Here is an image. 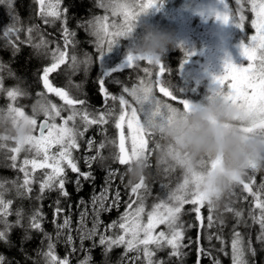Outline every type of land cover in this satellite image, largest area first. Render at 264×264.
<instances>
[{
	"label": "trees",
	"instance_id": "16d2710c",
	"mask_svg": "<svg viewBox=\"0 0 264 264\" xmlns=\"http://www.w3.org/2000/svg\"><path fill=\"white\" fill-rule=\"evenodd\" d=\"M100 2L101 0H62L63 14L59 20L54 21L51 27L44 30L47 46L41 48L34 47L35 44L26 37L25 31L18 32L17 35L16 27L13 24L20 20L21 24L31 28L41 25L40 21L43 20L40 18L36 0L0 2V72L2 71L3 74L4 89V91H0V109H7L10 105L11 99L7 97L6 92L13 88H19L27 93L17 97L14 106L22 108L28 115L33 114V105L40 99L38 93L41 91L52 103H63L55 94L47 93L43 89L42 82H38V76L42 74L43 68L54 62L53 53L59 49L67 51L66 59L69 63L62 65L57 73L50 75L53 85L63 87L73 98L85 100L83 106H76L82 111L86 110L90 114L98 115L113 106L116 111H119L118 100L114 102L108 99L106 101L104 93L100 91L99 79L109 68L102 64L101 59L104 57L100 58L101 62L97 64L95 46L97 38L91 34V29L88 27V22L111 13L108 9L99 7ZM104 2L107 3V0ZM10 6H12V10H10ZM250 7L247 0H241L240 5L236 4V0H229L233 19L238 20L239 9H243L245 16L243 25L246 29L244 37L255 31L251 26L254 14L250 11ZM65 9H67L66 12ZM65 21L70 32L75 33V36L71 37L72 44L67 49H65L63 36ZM8 28H13L14 31L5 37L3 33ZM134 40L128 39L129 43L124 45L122 52L120 51L122 55L129 47H132ZM12 41L15 43L14 48L9 46ZM182 50L177 39V46L170 48L162 57L161 61L167 65L170 73L165 74L161 79L170 89L176 91L174 94H177L179 98H185L195 102L193 104H197L201 100L204 101L209 94L200 93L207 89L205 82L192 85L187 77L184 71L185 53ZM113 53L115 52L107 54ZM120 53L119 56H116V61L121 57ZM72 56L80 59L91 57L92 62H81L78 67L72 69L70 66ZM104 56L106 57V55ZM114 65V62H111L112 69H116ZM145 68L152 72V79L155 80L158 68L148 65L146 61L139 62L138 72L134 69L111 71L112 76L105 78V88L109 95L116 97L124 95L126 99L132 101V97L123 93V87L131 88L141 79H147ZM70 71L77 74L76 84L82 88L83 92L74 93L69 85L64 84L62 76ZM154 91L160 99L182 108V105H179V100L172 101L170 98L164 97L158 87ZM36 117L38 122L45 118L42 115ZM80 131H83L84 135L78 138L80 147L78 150H73V158L77 161L81 171L90 172L91 176L88 180L81 177L80 184L77 185L78 174L66 169L65 189L69 193L67 197L62 196L55 187L41 192L40 186L45 179V169L31 173L30 166L28 168L31 173L30 187L32 190L27 192L20 188L25 177L19 169L24 159L29 156L24 153L19 154L13 161L11 159L13 153L5 142L0 140V144L3 145L0 147V184H3L4 187L12 184L17 185L14 193L3 194L5 201H11V205L7 216L0 213V220L7 222L6 224L0 222V231L6 232L5 238L0 239L2 264H48L49 258L46 254L50 251V244L53 246L51 251L58 260L66 259L68 264H147L142 246L139 252L134 251V255L138 257L128 261L131 253L126 251V245H113L109 248L107 243L100 244L101 235L114 237L122 234L118 227L111 228L109 225L114 221L120 222L127 205L131 203L132 199H135L134 196L130 199L129 180L125 175L126 166H120L112 159L113 155L118 152L116 145L109 143V141L116 140L118 144V130L114 128V121L110 120L109 123L103 125H92L87 131L80 128ZM158 139L155 136L150 140L149 152L146 153L149 157L150 167L145 176L147 189L141 190L145 206L143 217L145 223L147 212L152 210L153 205L174 190L183 180V169L175 167L170 171H165L157 167L155 156ZM89 141H92L91 145ZM101 143L105 144L103 149H99ZM98 150L106 159L103 163L90 162L91 166L89 167V163L86 161L90 156H95ZM109 170L118 171H115V174L110 177ZM243 179L245 182L254 181L253 191H259L261 199L264 200V189L261 188V185H264V167L255 170L249 169ZM105 189H107L106 193ZM117 192L120 194L118 201H116ZM102 193L107 196L103 203L105 207L111 208L110 211H99V204H93V198L99 197ZM192 207V205H185V211L179 221L184 232L180 255H171L172 249L168 246L157 249L152 245L150 248L154 252L152 257L154 264H216V262L218 264H233L231 241L234 232H239L243 238L244 259L247 264H264V242L257 239L261 233L260 225L253 221V216H259V210L254 207V197L243 191L242 186L237 185L230 198L229 207L234 210L232 212H214L205 204L201 208L202 221H200L196 219V213L191 211ZM57 209L60 211L58 212ZM236 211L241 213L239 217L235 215ZM17 212L21 213L19 218L16 215ZM209 215L213 217L211 227H208L207 218ZM33 216L40 223V229L31 227ZM18 219L20 220L19 224H17ZM65 220L68 221L67 226H64ZM202 223L203 226H201ZM94 224H96V230L92 235ZM162 230L168 231L165 225H160L156 232ZM209 235L213 237L211 241L208 239ZM217 236L223 239L224 244L216 239ZM69 237H71V241H69ZM249 242L251 250H248Z\"/></svg>",
	"mask_w": 264,
	"mask_h": 264
},
{
	"label": "snow or ice",
	"instance_id": "6c2138e0",
	"mask_svg": "<svg viewBox=\"0 0 264 264\" xmlns=\"http://www.w3.org/2000/svg\"><path fill=\"white\" fill-rule=\"evenodd\" d=\"M3 2V0H0ZM61 0H55V4L51 0H36L39 6V14L42 17H52L54 20H59L62 13L59 11V4ZM251 5L250 11L254 14V18L251 20V26L255 30V35L250 37L249 42H241L239 45L240 55L246 60V64L241 65L234 64L231 59H226L224 62V71L222 75L213 76V87L210 89L208 99L218 97L222 98L230 104L243 109L250 117V125L242 127L244 132H253L255 130H264V0H247ZM222 7V11H214L215 18L224 23H232L236 28L243 31V22L245 16L243 15V9L240 8L239 18L230 19L231 11L229 3L226 0H219ZM163 0H101L99 7L110 10L112 17H120L119 21L113 19L109 23V16L105 15L102 18L97 17L94 21L88 22V27L91 29V34L94 35L96 40V52L97 59L102 58L106 53L111 52L113 47L119 42L121 38H127L131 35L136 27L137 21L141 15L147 14L151 9L159 10L162 6ZM236 4L240 5L241 0H236ZM67 9H65V12ZM45 19V23H51ZM63 36L65 49L72 44L71 37L75 36L74 32H70L64 22ZM19 31L18 29H15ZM32 28L28 29V32H32ZM13 28H8L3 35L7 37ZM14 46V45H13ZM47 42L41 40V43L34 45V47L41 48L46 47ZM15 47V46H14ZM67 51H60L57 49L53 53V60L50 66H46L42 70V74L38 76V82H42L43 89L47 93L55 94L63 101V105L58 106L47 99V96L43 91L38 93L40 99L33 105L31 116L26 115L24 110L20 107H13L11 104L7 110L14 114L16 119H22L25 123L32 126L33 132L37 128L38 114L43 113L45 119L39 124V134L29 136L22 143H16V147L12 148L13 153H19L24 150L25 145L29 146L27 151H35V158L24 159L20 171L24 173L23 184L20 188L25 189L27 192H31L30 178L31 173H34L38 169H50V172H45V179L43 180L40 191L44 192L45 189H53L54 187L60 192L62 196L67 197L69 193L65 189L66 184V169H70L72 173H76L77 185L80 184V178L88 180L91 176L90 172H82L78 166L77 161L73 158V150H78L80 145L78 138L84 135L83 131H80V126L76 123L77 118L82 122L84 131L92 125H103L109 123L110 120L114 121V128L118 130V144L116 140L109 141L110 144H115L118 148V152L113 155L112 159L120 166L129 165L133 160L139 159L141 156L147 157L146 153L149 152V142L155 138V130L163 127L164 124L171 122V119L178 110L185 112L190 111L195 104L185 98H179L175 90L170 89L166 85V82L161 79L165 74L170 73L167 65L163 63L159 58L152 60L134 54L129 51L125 57V62L119 66L120 69L130 70L134 66L139 67V62L146 61L148 65L158 68L155 80L152 79V72L145 68V74L147 79H141L138 84L133 87H123V93L132 97V101L125 98L124 95L119 97L110 96L105 88V78L111 77V72H105L99 79L100 91L104 93L105 100L111 99L112 101L119 102V111L116 108L108 107L104 112L98 115L88 113L86 110H80L76 106H83L85 100L73 98L68 91L63 87H56L50 80V75L57 73L58 69L66 63ZM188 53H185V60L187 62ZM72 66L77 65V59L75 56L71 57ZM91 57H89L87 63H91ZM182 67V65H181ZM118 69L112 70L117 71ZM158 87L160 93L164 97L170 98L172 101L179 100V105L182 108L173 106L172 103L160 99L154 89ZM0 91H4L2 81H0ZM27 93L23 92L19 88H13L7 90V97L15 101L17 97L24 96ZM42 98L47 99V103H41L39 110L37 109V102ZM64 106H67L65 109ZM67 110L69 114L66 117H62V111ZM62 119L61 124L55 122L56 118ZM125 126L127 128V136L125 134ZM126 140H130V150L126 147ZM92 141H89L91 145ZM0 147H3L0 144ZM58 148V151L53 153L51 149ZM105 147L104 143L99 145V149ZM178 156V154H177ZM11 159L15 161L16 155H12ZM106 158L97 151L95 156H90L86 163L101 162ZM217 161H207L205 166L209 170H214L217 167ZM28 166L31 167V173ZM175 167L183 169L182 183H178L177 187L166 194L165 197L160 198L159 202L154 204L152 210L147 212L146 223L143 220L145 215L144 198L141 195V190H146L147 185L145 178H141L138 182L131 183L130 185V199L131 203L127 205L125 213L122 214L120 222H112L109 227L117 228L122 234L112 236L100 237V244L107 243L111 248L113 245H126V251L139 252L141 246L143 248V254L147 260V264H154L152 257L154 252L150 246L154 245L157 249L168 246L172 249L171 255H180V248L184 239L183 228L180 226L179 221L181 215L185 211V205H192L191 211L196 213V219L202 221L201 208L206 204V194L201 191L202 173L194 170H188L185 166L177 162L176 166L166 169L170 171ZM251 169L255 170L256 166L252 165ZM118 170H109V176L115 174ZM254 181L245 182L243 178L238 179V185L242 186V190L254 197V207L259 210V216H253V221L260 225L261 233L257 237L261 242H264V200L261 199V193L259 191H253L252 184ZM264 189V185H261ZM4 185L0 184V213L3 216L8 215V209L11 205V201H5L3 198ZM107 189H105V193ZM105 193H102L99 197L93 198V204H99V211H110L111 208L105 207L103 201L107 199ZM119 192L116 193V201L119 199ZM114 203H116L114 201ZM135 205V207H133ZM118 207V204H116ZM210 209V208H209ZM211 210V209H210ZM59 212L60 209H57ZM227 211H234L228 207ZM18 218L21 216L20 212H17ZM235 215L239 217L241 213L235 212ZM208 227L212 226L213 217L208 216ZM0 222L7 223L5 220ZM20 220H17L19 224ZM68 221L65 220L67 226ZM160 225H165L168 229L167 232L159 231L156 229ZM203 226V223L202 225ZM31 227L33 229H40L41 225L36 221V217H32ZM96 224L93 225L92 235L95 234ZM6 232L0 231V239L5 238ZM212 235L208 236L211 241ZM216 239L220 240L221 244H224L223 239L217 236ZM71 241V237H69ZM52 245H49L50 251L46 254L49 258L48 264H68V261L58 260L57 256L51 251ZM232 248V261L233 264H247L244 259L245 247L244 241L239 232L233 233V239L231 241ZM223 250V249H221ZM248 250H251V244H248ZM254 254V252H253ZM3 257H0V264H2ZM218 264V262H216Z\"/></svg>",
	"mask_w": 264,
	"mask_h": 264
},
{
	"label": "clouds",
	"instance_id": "9594fccd",
	"mask_svg": "<svg viewBox=\"0 0 264 264\" xmlns=\"http://www.w3.org/2000/svg\"><path fill=\"white\" fill-rule=\"evenodd\" d=\"M176 46L173 32L145 25L130 51L161 60ZM41 103L46 104L47 99L37 102L38 110ZM250 121L251 117L243 109L218 97L206 98L188 112L178 110L171 122L155 130L159 138L157 167L166 170L176 166L179 160L188 170L202 173L201 191L206 194L207 206L214 212L227 211L238 179L247 175L252 165L264 167V130H241ZM32 132L30 124L16 119L7 109H0V140L22 143ZM209 160L218 162L214 170L205 166ZM149 167V157L141 156L127 165L125 175L129 182L135 183L145 178Z\"/></svg>",
	"mask_w": 264,
	"mask_h": 264
},
{
	"label": "rangeland",
	"instance_id": "374dc122",
	"mask_svg": "<svg viewBox=\"0 0 264 264\" xmlns=\"http://www.w3.org/2000/svg\"><path fill=\"white\" fill-rule=\"evenodd\" d=\"M4 1L5 0H3V2ZM51 2L55 4V0H51ZM226 2L229 3V0H226ZM163 4L165 6L163 10H161V6H160L159 10H156L154 8L151 9L147 14L141 15L137 21L136 28L134 29L132 36L127 37V39L134 40L136 38H139V36H141L142 33L144 32L145 25H152L160 29L173 32L174 34L176 33L175 36L179 40L181 49H183L182 51H184V53L187 52L189 55V57L187 58V62L184 64L185 65L184 71L187 74V77H189L192 85L195 84L198 85L203 82H205L206 84L207 89L201 91L200 93H204L205 95L207 93L210 94V89L213 87L212 78L213 76H219L223 74L224 62L226 59L230 58L231 61L238 66L243 63L246 64V60L240 55L239 45L242 41L246 43L249 42L250 37L252 35H255V31L252 32L250 35L244 37L246 34V29L244 27L242 31L236 28L235 25L232 23L224 24L218 21L215 18L214 11L223 10L219 3V0H163ZM10 10H12V6H10ZM59 11L63 14L62 0L59 4ZM12 12L11 14L13 15ZM108 16H111V13ZM40 18L44 22L45 19L49 21H56L52 17H42L40 15ZM113 19L119 21L120 17H112V16L109 17V23H111L110 20ZM208 19H210L211 22H208L210 21ZM230 19H233L232 14L230 15ZM195 21L196 23L201 25L202 31L205 32V34H207L206 39L204 41L198 39V36L193 35ZM13 24L16 27V29L19 30V31H15L17 35L19 34L18 32L22 33V31H25L26 37L31 39L35 45H38L37 43H39V41L41 43V40L47 41L46 35L44 33V29L35 26L32 27L33 30L31 33H29L28 29L31 27L21 24L20 20L13 22ZM119 48L120 46L118 42L113 47V50L111 52H117V49ZM210 48L211 50H209ZM107 58L101 59L103 62L102 64L107 65L106 68L112 69L113 66H111V61H108ZM76 59L78 62L76 65L77 67L80 65L81 62L87 63L88 61V59L86 58L80 59L76 57ZM124 62H125V58L121 60L120 64H123ZM68 63L69 62H67L66 59V63L64 65ZM70 66L72 69H75L76 67V66L73 67L72 63ZM117 66L118 65H116V67ZM0 67H1V62H0ZM76 77L77 74L73 71L72 72L70 71L69 73L63 74L62 80L64 81L65 85H69L71 87L74 93L83 92L82 88L78 84H76V80H75ZM0 81H3V78H0ZM190 102L195 103L193 101ZM201 102L203 101L201 100L198 103ZM10 104L13 107H15L13 100L10 101ZM57 105L61 106L63 105V103ZM64 107L65 109L67 108V106ZM25 114L28 115L26 112ZM68 114L69 112L67 110L62 111L61 113L62 117H66ZM38 115H42L44 117L43 113H40ZM35 118L37 119V117ZM55 122L59 125L63 121L60 117H58L56 118ZM76 123L80 126V128H84L79 118H77ZM37 125H38V119H37ZM36 130L33 132V135H36ZM125 134L127 136L126 126H125ZM4 142L10 150L16 147L15 141L7 140ZM28 147L29 146L25 145L24 150H22L19 153H13L12 151L11 152L13 153V155H19L24 153L29 156L28 159L35 158V151L34 150L27 151ZM126 147H128L130 150L131 147L130 140H126ZM51 151L55 153L56 151H58V148L54 147L53 149H51ZM38 170H43V169H38ZM45 172H50V169H45ZM16 187H17L16 184H12L10 186L4 187L6 191H4L3 194L14 193ZM130 253L131 255L130 257H128V261L138 257L137 255H134V251H131Z\"/></svg>",
	"mask_w": 264,
	"mask_h": 264
},
{
	"label": "flooded vegetation",
	"instance_id": "af4514ba",
	"mask_svg": "<svg viewBox=\"0 0 264 264\" xmlns=\"http://www.w3.org/2000/svg\"><path fill=\"white\" fill-rule=\"evenodd\" d=\"M163 6H164V4H163ZM162 7V6H161ZM165 7V6H164ZM211 19V18H210ZM210 19H208V20H210ZM110 21H112V20H110ZM208 22H211V20L210 21H208ZM207 28V27H206ZM193 35L194 36H198V39H200L201 41H204L205 39H206V35L207 34H205V32H203L202 31V28H201V25L200 24H198V23H196V21L194 22V30H193ZM14 39H15V37H13ZM214 38H216V37H214ZM129 43V41H128V39L127 38H121L120 40H119V46H120V48L119 49H117V52H115V53H113V54H105L106 55V57L105 56H103L104 58H107L108 59V61H111V62H114V66L116 67V65H118L117 67H116V69H118V71H121V70H124V69H120L119 68V66L121 65L120 63H121V60L123 59V58H125L126 57V55H127V53L130 51V49H129V51L127 50L126 52H125V54L124 55H122L121 53H120V51L122 52V49L124 48V45H126V44H128ZM15 43L12 41V44H9V46H11L12 48H14V45ZM14 45V46H13ZM96 46V45H95ZM209 47H210V45H209ZM212 47V46H211ZM209 50H211V48L209 49ZM119 53H120V55H121V57L116 61L115 60V58H116V56H119ZM96 61H97V64H99L101 61H100V59H97V54H96ZM99 62V63H98ZM147 63V62H146ZM135 67V66H134ZM134 69V71H139L136 67L135 68H133ZM132 69V70H133ZM112 70H114V69H112ZM112 70H106V72H111ZM131 70V69H130Z\"/></svg>",
	"mask_w": 264,
	"mask_h": 264
},
{
	"label": "bare ground",
	"instance_id": "6f19581e",
	"mask_svg": "<svg viewBox=\"0 0 264 264\" xmlns=\"http://www.w3.org/2000/svg\"><path fill=\"white\" fill-rule=\"evenodd\" d=\"M40 24L41 25H38L37 27H40V28H42V29H44V30H47L48 29V27H51V25H53V23H45L44 21H40ZM3 72H5V71H3ZM2 71L0 72V78H3L2 77Z\"/></svg>",
	"mask_w": 264,
	"mask_h": 264
},
{
	"label": "water",
	"instance_id": "95a60500",
	"mask_svg": "<svg viewBox=\"0 0 264 264\" xmlns=\"http://www.w3.org/2000/svg\"><path fill=\"white\" fill-rule=\"evenodd\" d=\"M161 9L163 10L164 9V6H163V4H162V7H161ZM44 119L45 118H42L39 122H38V126H37V130H36V134L38 135L39 134V124L41 123V122H43L44 121Z\"/></svg>",
	"mask_w": 264,
	"mask_h": 264
}]
</instances>
